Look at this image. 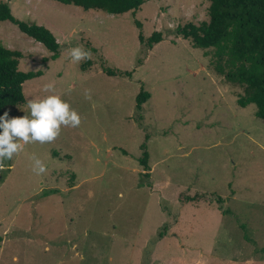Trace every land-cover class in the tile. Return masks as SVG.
Listing matches in <instances>:
<instances>
[{
	"label": "rangeland",
	"instance_id": "1",
	"mask_svg": "<svg viewBox=\"0 0 264 264\" xmlns=\"http://www.w3.org/2000/svg\"><path fill=\"white\" fill-rule=\"evenodd\" d=\"M0 1L60 44L51 60L0 22V45L23 54L19 69L43 72L25 82V103L8 108V119L30 114L29 99L56 94L81 121L0 157V264H264V121L255 104L238 105L244 88L217 72L214 49L178 34L209 20V0H149L121 15ZM155 31L163 40L152 49L139 42ZM141 89L151 96L138 111Z\"/></svg>",
	"mask_w": 264,
	"mask_h": 264
},
{
	"label": "trees",
	"instance_id": "2",
	"mask_svg": "<svg viewBox=\"0 0 264 264\" xmlns=\"http://www.w3.org/2000/svg\"><path fill=\"white\" fill-rule=\"evenodd\" d=\"M53 1L74 5L84 11L101 10L111 15H121L138 10L149 0ZM209 2V20L199 25L186 24L178 29V34L184 39H190L196 48L214 49L217 72L230 83L244 88V95L238 99V105L245 108L255 104L256 117L264 121V0H209ZM2 21L13 23L20 32L41 43L51 52V60H56L60 56V44L54 34L42 25L17 19L12 14L10 4L5 1H0V22ZM138 38L140 43L152 49L163 40V34L155 31L145 38L140 33ZM22 57L20 51L0 45V116H3L10 107L23 105L25 103L23 85L43 75L41 70L21 71L19 63ZM85 64L87 67L91 62L88 60ZM86 67L83 66V69L86 70ZM103 72L108 76H131L130 72L105 67ZM150 96L149 92L140 90L136 96L138 111L142 110ZM141 148L143 153L139 162L146 171L145 177L149 178V154L146 143H143Z\"/></svg>",
	"mask_w": 264,
	"mask_h": 264
},
{
	"label": "clouds",
	"instance_id": "3",
	"mask_svg": "<svg viewBox=\"0 0 264 264\" xmlns=\"http://www.w3.org/2000/svg\"><path fill=\"white\" fill-rule=\"evenodd\" d=\"M83 47L77 46L72 49V56L75 61H80L85 54L81 51ZM91 53L86 54L90 58ZM45 92L53 93L52 84L44 86ZM27 108L30 114L23 117H14L8 119V113L0 116V157L5 159L12 158L13 153H18L22 145L18 141L31 143L35 141L50 142L54 140L61 129V125L77 127L80 124L79 114L70 108V105L64 101L60 95L51 94L42 99H29ZM31 134V135H30ZM16 138V142H13ZM5 160H0V165ZM46 171L44 165L39 167L38 174Z\"/></svg>",
	"mask_w": 264,
	"mask_h": 264
}]
</instances>
